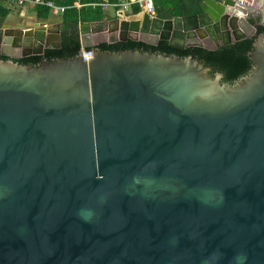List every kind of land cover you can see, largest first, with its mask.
Wrapping results in <instances>:
<instances>
[{
	"label": "water",
	"instance_id": "water-1",
	"mask_svg": "<svg viewBox=\"0 0 264 264\" xmlns=\"http://www.w3.org/2000/svg\"><path fill=\"white\" fill-rule=\"evenodd\" d=\"M236 5L244 32L213 0L125 16V44L81 23L89 61L0 33V264H264V0ZM209 38L251 40L178 51Z\"/></svg>",
	"mask_w": 264,
	"mask_h": 264
},
{
	"label": "trees",
	"instance_id": "trees-1",
	"mask_svg": "<svg viewBox=\"0 0 264 264\" xmlns=\"http://www.w3.org/2000/svg\"><path fill=\"white\" fill-rule=\"evenodd\" d=\"M3 1L4 0H0V18L1 19H5L9 15V13H11L13 10V9L7 10L3 8L2 7ZM43 1H52L56 6L64 8V12L60 14L61 27H62L60 38L77 36L79 52H80L81 43L79 40L78 25L81 23H92V22L101 21L105 17V11L102 8L103 4H108L109 6H112L115 8L116 5L124 2L125 0H43ZM9 3L11 7L15 5L14 0H11ZM152 3H153L154 10H155V15L158 18L163 19V20L172 19L175 17H188V16H193V15H199L202 12L200 3L197 0H152ZM75 4H77L78 6H75ZM33 10L37 18L39 19H47L50 14L49 8H47L46 6H42V5H35L33 7ZM132 12L134 14H137L139 12V8L137 6H134ZM244 40L250 41L251 39H244ZM244 40H240L238 42H241ZM127 41L132 42V43H140L148 47H153L142 41H136V40H131V39ZM159 42H166V41H159ZM118 43L125 44L126 42H121V41L111 42V43L101 42L93 47H97L101 45H113V44H118ZM234 44L227 45V46H221L218 49H214V50L194 46V47H188V48H185L183 50H178V51L184 52L187 49H197V50H201L204 52L218 54V53L225 52V51L232 49ZM93 47H90V48H93ZM165 47L174 49V48L169 47L167 42H166ZM154 48H157V46H155ZM59 50H60V47L58 49H48L45 51H59ZM174 50H177V49H174ZM20 59H24V58H20Z\"/></svg>",
	"mask_w": 264,
	"mask_h": 264
},
{
	"label": "built area",
	"instance_id": "built-area-1",
	"mask_svg": "<svg viewBox=\"0 0 264 264\" xmlns=\"http://www.w3.org/2000/svg\"><path fill=\"white\" fill-rule=\"evenodd\" d=\"M11 0H4L2 3V7L9 10L13 9L11 7L10 2ZM16 7H25L27 4L35 5H42L46 6L50 10L51 15H60L64 12V8L56 6L52 1H43V0H14ZM221 7H223L224 12L228 15V17H235L237 25L239 27L240 32H244L246 22L244 19L246 17L247 10L236 5V2L243 4L247 7L254 8L255 0H213ZM133 5L139 8V12H145L150 15V17L156 16L155 10L153 7L152 0H125L124 2L116 5V7L109 6L108 4H103L102 8L107 9L111 7L114 12V16L117 20H122L125 18V13L127 9L131 8ZM75 6H78L75 4ZM81 56L84 61H89L92 58V52H83L81 49Z\"/></svg>",
	"mask_w": 264,
	"mask_h": 264
},
{
	"label": "crops",
	"instance_id": "crops-1",
	"mask_svg": "<svg viewBox=\"0 0 264 264\" xmlns=\"http://www.w3.org/2000/svg\"><path fill=\"white\" fill-rule=\"evenodd\" d=\"M206 0H201V4L204 3ZM133 5L131 8L127 9L125 16L129 17L128 19H133L134 13L132 12ZM13 10L5 19L0 18V33H6L9 35H16L19 30H25V29H40L44 30V33L49 35H54V33H49V32H54L56 29H60L61 31V18L60 15H51L49 14L47 19H39L37 18L34 10H33V5L27 4L25 7H15L13 6ZM108 10H112L111 8H107ZM114 13V12H113ZM120 22V27H115L114 29H110L109 27L106 28L104 31H114L118 32L121 31L120 28L128 22L126 17L122 20H118ZM100 32L97 33H90L88 35L89 38H93L95 35H97ZM136 36L138 41L141 40H146L147 37L143 35H138V34H132V37ZM52 37V36H50ZM134 39V38H133ZM12 53H17L18 50L16 48H12Z\"/></svg>",
	"mask_w": 264,
	"mask_h": 264
},
{
	"label": "rangeland",
	"instance_id": "rangeland-1",
	"mask_svg": "<svg viewBox=\"0 0 264 264\" xmlns=\"http://www.w3.org/2000/svg\"><path fill=\"white\" fill-rule=\"evenodd\" d=\"M200 3L201 6V0H197ZM111 8V7H109ZM105 11V17L104 19H102L100 22H102V31H100V33H98L97 35H95L92 39L94 43H99V42H109V41H113L117 38V32L114 31H104L106 28H110V29H114L115 27H117V23L118 20L117 18L114 16L113 10H106ZM25 30H30V29H25ZM62 31V30H61ZM134 39H137L136 36H133ZM145 40V39H144ZM147 40V39H146ZM195 41V40H193ZM201 47L203 48H207V49H214L215 45L212 43L211 40H206L204 42L201 43Z\"/></svg>",
	"mask_w": 264,
	"mask_h": 264
},
{
	"label": "flooded vegetation",
	"instance_id": "flooded-vegetation-1",
	"mask_svg": "<svg viewBox=\"0 0 264 264\" xmlns=\"http://www.w3.org/2000/svg\"><path fill=\"white\" fill-rule=\"evenodd\" d=\"M255 30V29H254ZM217 37V36H216ZM218 38L219 39H217L216 41L218 42V43H220V37L218 36ZM207 40H211L210 38L209 39H207ZM212 41V43L215 45V42L213 41V40H211ZM111 42H114V40L113 41H111Z\"/></svg>",
	"mask_w": 264,
	"mask_h": 264
},
{
	"label": "bare ground",
	"instance_id": "bare-ground-1",
	"mask_svg": "<svg viewBox=\"0 0 264 264\" xmlns=\"http://www.w3.org/2000/svg\"><path fill=\"white\" fill-rule=\"evenodd\" d=\"M202 19H203L202 22H204V23H206L208 21V18L206 16H202Z\"/></svg>",
	"mask_w": 264,
	"mask_h": 264
}]
</instances>
